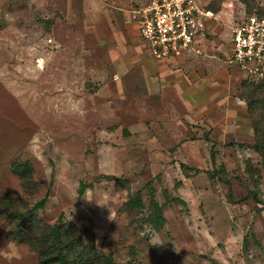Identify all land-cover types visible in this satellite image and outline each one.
Here are the masks:
<instances>
[{
	"label": "rangeland",
	"instance_id": "rangeland-1",
	"mask_svg": "<svg viewBox=\"0 0 264 264\" xmlns=\"http://www.w3.org/2000/svg\"><path fill=\"white\" fill-rule=\"evenodd\" d=\"M207 1L209 71L180 66L185 102L166 106L158 62L136 90L116 73L132 58L108 56L126 50L107 9L135 22L143 0H0V200L72 222L114 264H264V163L243 100L254 85L222 61L232 21L264 0ZM128 49L154 60L138 38ZM12 162L28 163L26 182ZM10 227L1 215L0 264H36Z\"/></svg>",
	"mask_w": 264,
	"mask_h": 264
},
{
	"label": "built area",
	"instance_id": "built-area-1",
	"mask_svg": "<svg viewBox=\"0 0 264 264\" xmlns=\"http://www.w3.org/2000/svg\"><path fill=\"white\" fill-rule=\"evenodd\" d=\"M143 46L155 61L195 58L205 52V21L212 15L200 0H143L132 10ZM228 63L244 79L264 83V16L255 12L232 21Z\"/></svg>",
	"mask_w": 264,
	"mask_h": 264
},
{
	"label": "trees",
	"instance_id": "trees-1",
	"mask_svg": "<svg viewBox=\"0 0 264 264\" xmlns=\"http://www.w3.org/2000/svg\"><path fill=\"white\" fill-rule=\"evenodd\" d=\"M246 81L254 85L243 96L252 119V149L264 163V96L258 93L264 83ZM10 167L20 180L26 182L30 178L28 163L12 162ZM15 202L14 198L7 195L0 200V216L3 215L11 226L6 236L35 250L38 255L36 264H114L110 257L101 253L92 243H84L81 232L72 222L64 220L52 225L43 223L30 210L19 213ZM41 205L42 202L36 203L34 208ZM126 205H129V201Z\"/></svg>",
	"mask_w": 264,
	"mask_h": 264
},
{
	"label": "crops",
	"instance_id": "crops-1",
	"mask_svg": "<svg viewBox=\"0 0 264 264\" xmlns=\"http://www.w3.org/2000/svg\"><path fill=\"white\" fill-rule=\"evenodd\" d=\"M202 1H203V3H202L203 7L208 10V8H207L208 1L207 0H202ZM100 8H101V6H100ZM117 9H119V8H117ZM234 9L236 10V12H238V13L240 12L239 7L235 6ZM107 10L109 11L110 17H111L112 21L114 22L115 26L120 31L119 43H120L121 47H123L126 50L124 53V52H121L120 50L112 49V51L108 52V56L110 58L111 57H118L120 59L122 58V61H123V59L126 58V56H129L132 58V61H130V63H128L129 65L130 64L131 65L127 66V68H126V65H124V66L122 65L120 68H116L117 69V71H116L117 75H122L124 77L127 75H130V74L132 75V77H129V76L126 77V81H125L126 86L128 88H131V89L135 88L136 90L142 89L144 87V84H146V81L151 79L147 76L146 68L151 65V62H158V64H156L154 66L152 65L151 69L153 70L152 71L153 74L155 73L159 76V77H157L156 81L158 83L159 100H161L160 104L166 105V106L176 105L177 104L176 101H173V99H175V98L182 100V102H185L184 101L185 99H183L182 95L180 96V93H179L180 90L182 88H184L183 86H185V84H186L184 78L181 77V73H182L181 68L182 67L180 68V66L183 65V67L185 68V67L192 66L195 63H197V64L199 63L200 67L202 69H204V71H209L208 69H209L210 64H211V60H210L211 58L210 57L213 56V53L207 49V45H208L207 31L210 27L209 19H207L205 21L206 35H205V40H204V42H205V47H204L205 52L204 53H202L201 55H199L195 58H191V59H184L183 58V59H180L178 61H172V62L154 61V60H150L147 58L148 64H146L145 57L143 55H135L132 50L128 49L130 47V45H133L135 39L138 38V40H140L138 32H137V26H136L135 22L127 20L128 18H127L126 13L121 12L120 10H116V9H107ZM217 14H215V15H217ZM228 34H229V32H228ZM108 41H109V44L112 41L115 43L114 40H108ZM132 47L135 49L138 46L134 45ZM229 52H230V46H229V43H227V51L224 53L222 61L230 67L231 63L227 62ZM200 58H202V59H200ZM186 63H193V64L189 65ZM167 64H172V66L169 65L170 67H168ZM177 66H179V68H177V69L171 68V67L176 68ZM188 73L191 74L193 72H192V70H190ZM238 73L240 74L241 72L238 71ZM194 74H196V73H194ZM242 77L244 79V76H242ZM131 81L135 82L134 85L129 84ZM164 98L170 99V100L165 101ZM160 120L164 124H167L170 122L168 117H161Z\"/></svg>",
	"mask_w": 264,
	"mask_h": 264
}]
</instances>
